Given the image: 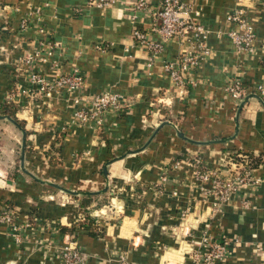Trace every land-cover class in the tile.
Segmentation results:
<instances>
[{
	"label": "crops",
	"instance_id": "0c3cea01",
	"mask_svg": "<svg viewBox=\"0 0 264 264\" xmlns=\"http://www.w3.org/2000/svg\"><path fill=\"white\" fill-rule=\"evenodd\" d=\"M135 1L0 0V116H9L15 85L28 86L25 59L36 53L46 56L38 68L47 77L55 65L79 68L84 98L113 90L130 103L96 129L73 121L66 92L48 103L32 88L11 101L16 122L0 118V204L13 210L23 240L0 225V264H64L51 244L65 240L82 249L85 264H191L206 237L229 243L215 264H264V0H181L210 29L212 48L183 74L184 87L164 65L195 48L153 30L162 0H146L151 12L133 18ZM239 7L258 38L252 51L227 35ZM134 29L148 42L138 43ZM149 41L164 49L152 56ZM231 77L247 89L241 101L225 91ZM234 152L258 159L260 183L240 186L218 214L190 161L219 169Z\"/></svg>",
	"mask_w": 264,
	"mask_h": 264
},
{
	"label": "built area",
	"instance_id": "2783aa9c",
	"mask_svg": "<svg viewBox=\"0 0 264 264\" xmlns=\"http://www.w3.org/2000/svg\"><path fill=\"white\" fill-rule=\"evenodd\" d=\"M117 1L92 0V2L101 6H111ZM130 7L134 13L132 15L133 18L136 17L138 12H151L146 0H136L130 4ZM188 11V5L181 0H162L159 10L154 12V15L159 17L161 22L158 27L153 29L154 31L161 33L165 40L178 38L182 41H189L195 48L194 51L182 53L175 61L164 65V69L171 77L173 83L180 87H184L186 84L183 74L187 70L201 65L212 52V48L208 44L210 29L192 19L188 15ZM28 20L29 18L22 20L21 27L23 29L27 28ZM228 21L234 25L232 29L227 31L228 37L232 39L234 44L239 49L254 50L258 38L254 28L246 18L244 9L241 7L235 9L228 15ZM41 32L44 33L45 29L42 28ZM133 36L138 43L148 42V33L140 29H134ZM149 46L152 56L158 55L164 49L160 41H149ZM262 47L264 49V43H262ZM44 61H46V56L39 53L25 59V63L28 65V75L25 77L28 86L21 83L16 84L15 89L8 94L9 101L15 102L19 100L22 95L31 93L32 88L46 97L48 103L66 92L70 94V99L75 105L73 121L81 125L93 126L96 129H101L104 126L105 117L109 112L119 113V111H123L130 106L129 100L123 94L113 90L95 94L91 98H84L82 90L86 80L84 73L79 68L76 67L70 72L63 73L60 65H55L58 71L55 76L50 78L38 68L39 63ZM31 65L33 69H29ZM224 88L226 92L238 101H241L247 94V89L239 77H231ZM259 89L262 91L261 86H259ZM259 159L263 162L264 155L262 154ZM255 160L257 159L246 153L234 152L227 162L228 164L219 169L207 167L196 158L190 161V164L195 168L197 188L200 192L212 197L213 211L215 213L222 214L224 212L226 205L237 194L240 186L244 184L256 186L260 183V179L254 176L253 164ZM173 165L179 166L180 161L174 162ZM1 224L9 226L15 242L20 243L23 240L21 235L22 228L16 222L15 214L11 207L5 204H0ZM26 225L29 224L26 223ZM51 245L54 248L55 255L64 264H85L82 249L77 247L73 241L65 240L62 243L54 242ZM228 247L229 243L225 239L215 240L206 237L199 244L197 251H195L191 264H215L217 261H223L229 254ZM121 264H124V259Z\"/></svg>",
	"mask_w": 264,
	"mask_h": 264
},
{
	"label": "trees",
	"instance_id": "16d2710c",
	"mask_svg": "<svg viewBox=\"0 0 264 264\" xmlns=\"http://www.w3.org/2000/svg\"><path fill=\"white\" fill-rule=\"evenodd\" d=\"M15 103L8 101L5 105L4 113L9 114V116H14V111L16 108ZM257 162H258V159L254 161L253 166H255L257 164ZM83 215H84L83 219H86V215L85 214H83Z\"/></svg>",
	"mask_w": 264,
	"mask_h": 264
},
{
	"label": "water",
	"instance_id": "95a60500",
	"mask_svg": "<svg viewBox=\"0 0 264 264\" xmlns=\"http://www.w3.org/2000/svg\"><path fill=\"white\" fill-rule=\"evenodd\" d=\"M8 118L9 120L13 121V122H16L11 116H8V115H1L0 118Z\"/></svg>",
	"mask_w": 264,
	"mask_h": 264
}]
</instances>
